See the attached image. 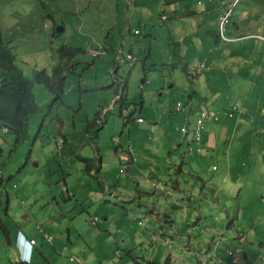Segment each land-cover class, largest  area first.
I'll list each match as a JSON object with an SVG mask.
<instances>
[{"label": "rangeland", "instance_id": "374dc122", "mask_svg": "<svg viewBox=\"0 0 264 264\" xmlns=\"http://www.w3.org/2000/svg\"><path fill=\"white\" fill-rule=\"evenodd\" d=\"M235 1L0 0V28L40 106L26 139L18 143L14 131L0 130V172L10 184L0 190V219L10 229L49 231L50 242L35 234L44 251L33 264H164L169 256L178 264H232L227 248L250 254L242 264H264V136L254 115L249 125L244 120L257 112L248 104L250 86L259 85L264 99V43L239 39L264 33V0L240 1L226 33L239 40L228 42L222 4L228 10ZM245 46L254 49L246 60ZM58 66L67 81L56 101L37 73L54 77ZM5 76L0 68V82ZM179 101L219 114L204 134L218 140L210 163L198 157L193 135L182 133L190 113H177ZM236 102L231 135L219 139L220 120ZM188 126L192 132L193 119ZM131 145L135 179L132 162L121 160ZM83 152L96 163L99 154L105 158L97 169L109 185L89 175ZM150 169L158 182L173 180L174 196L154 191ZM113 189L128 198L109 195ZM8 240L0 222V264H16Z\"/></svg>", "mask_w": 264, "mask_h": 264}, {"label": "trees", "instance_id": "16d2710c", "mask_svg": "<svg viewBox=\"0 0 264 264\" xmlns=\"http://www.w3.org/2000/svg\"><path fill=\"white\" fill-rule=\"evenodd\" d=\"M260 34L262 33L260 32L256 35ZM245 37H247V35H242L241 38ZM252 39H257L264 43V40H261L259 38ZM66 49H68L69 52L72 51V48ZM245 50H247L248 53H244V58L242 59L246 60V58L248 59L249 57H252L254 55V49L245 46ZM245 50L243 49V52ZM260 64L262 65L261 62ZM0 68H2L6 74L5 78L0 82V130L2 128H8L14 131L17 135V142L19 143L29 136L30 120L33 115L37 114L40 111V106L38 104L36 93L34 91L33 81L25 75L23 69L18 65L17 55L14 52V49L6 40L5 33L1 28ZM64 73L65 68H63V66L57 67L54 77H50L47 73H45V71L37 73V77L40 82L45 83L51 90V92L56 96V101L63 99V95L65 94L67 78ZM253 87V94H255L256 99H261L260 93L262 92V90L259 88V85L255 84ZM102 122V119H99L97 121L98 124ZM91 127H94V124H92ZM1 155L2 150L0 148V156ZM89 172L92 173L91 166H89ZM167 185H169V183ZM0 222L3 230L6 231L7 226L2 222L1 219ZM31 263L32 261L30 263L24 264ZM164 264H170L169 259ZM232 264L237 263L233 262L232 260Z\"/></svg>", "mask_w": 264, "mask_h": 264}, {"label": "crops", "instance_id": "0c3cea01", "mask_svg": "<svg viewBox=\"0 0 264 264\" xmlns=\"http://www.w3.org/2000/svg\"><path fill=\"white\" fill-rule=\"evenodd\" d=\"M44 9L45 10H48L49 8H48V6L47 5H45V7H44ZM48 15V14H47ZM42 16V15H41ZM56 21V20H55ZM46 23V25H49V21L48 20H46V21H44V24ZM60 24H64V21L63 20H58V21H56V25L57 26H61ZM64 30H65V27H64ZM233 39H235L234 37H233ZM235 41H238L237 39L235 40ZM234 41V42H235ZM97 49H99V48H97ZM96 50V48L95 49H93L92 50V53L94 52ZM99 50H101V49H99ZM133 55V54H132ZM255 77V76H254ZM238 87L236 86L235 88H234V90H235V92L236 91H238ZM250 89H252V93H251V96L249 97V99H250V102H248V104L250 103V104H252V105H250V106H253L254 108V111H256L257 110V112H251V114H249L248 115V118H245L244 120H245V124L246 125H249L248 124V122L250 121V115H255V116H258L257 114H259L260 112H261V114L258 116V118H253V122L255 123V128H257V129H255V130H257L256 131V133H257V135L258 136H264V125L262 124V123H264V108H262V107H259L260 106V104H263L262 102H263V100L262 101H260L261 99H259V100H257L256 99V97H255V94H253L254 93V87L253 86H250ZM256 99V100H255ZM237 103V102H236ZM260 103V104H259ZM235 104V103H234ZM238 105H240L239 103H237ZM258 104H259V106H258ZM263 106V105H262ZM196 107H198V106H196ZM258 107V108H257ZM264 107V106H263ZM242 108V107H241ZM260 108H262V109H260ZM244 109V108H243ZM228 110V109H227ZM227 110H225V111H227ZM245 110V109H244ZM246 111V110H245ZM260 111V112H259ZM253 113V114H252ZM255 113V114H254ZM240 117H241V115H240ZM240 117H238V118H240ZM228 119H230L227 115H225V113H224V115L222 116V118H221V123L223 124V126H221V128H220V131H221V134H220V138L219 139H221V138H223V137H225V136H229V135H231V132H230V128H229V126L231 127L232 126V123H230V121L228 120ZM226 121H228V122H226ZM235 123H237L236 121H235ZM251 127V126H250ZM207 131H208V128H207ZM249 131H251V130H249ZM207 136H205V138H206ZM65 138V137H64ZM66 139V138H65ZM67 140V139H66ZM206 141H207V143L209 142V147L207 146V147H205V150H204V148H203V150H202V148H199V147H197V149H198V151L197 152H199V151H201V154L200 155H198V157L200 158V157H203V159H202V161L203 160H205L206 162H208V163H210V161H212V160H210V159H212V155H211V153H209V151L212 149V148H214V146H216V143H217V137H216V135L214 134V133H212L210 136H208L207 138H206ZM205 140H204V142H206ZM68 142V140L65 142V143H67ZM64 143V144H65ZM63 148H64V146H63ZM62 148V149H63ZM199 154V153H198ZM83 158H81V160H82V162H83V164L84 165H86L87 163V165H89V166H91V170H92V173L91 172H89V175L90 176H92V177H94V174H96V175H99L101 178H102V180H103V182L104 183H109V181H108V177H105L97 168H101V169H103L104 168V162H105V158L103 157V156H101V154H99V161L96 163V162H94V160H93V158L92 159H90V158H87L88 156H85V153L83 152V155H81ZM194 156V155H193ZM122 157V156H121ZM122 160V159H121ZM197 159H195V161H196ZM93 161V162H92ZM132 162V168L130 169V177H132L133 179H135V174L136 173H138V171H139V167H138V165H137V150H136V148H135V153H134V157H133V161H131ZM130 162V163H131ZM100 165V166H99ZM185 167H186V164H184L183 166H182V168H181V172L183 173V171L185 170ZM195 168L196 167H199L198 166V164H197V162H196V164H195V166H194ZM151 168L152 169H154V166L153 165H151ZM215 168V167H214ZM152 169H150V173H149V177L147 178L146 177V179H147V181L149 180V179H151V180H157V179H155L156 177H160V175L158 174V173H156L154 170H152ZM89 170V169H88ZM215 170V169H214ZM200 171V170H199ZM154 177V179H152ZM199 180H201L200 178H198ZM3 180L4 181H6V179H5V175H3ZM158 180H160V179H158ZM168 182H170L169 184L171 185V183L173 184V180H172V182L171 181H168ZM107 183V184H108ZM149 183H150V181H149ZM110 184V183H109ZM108 184V185H109ZM120 185H121V187H122V185H123V183H121L120 182ZM5 188L4 189H6L8 192H9V186H10V184H9V186L8 185H6V183H5ZM14 186V189H19L20 188V186L18 185V184H14L13 185ZM177 187V186H176ZM154 188V187H153ZM3 189V190H4ZM2 190V191H3ZM111 190V189H110ZM104 191H105V189H104ZM154 191L155 192H157L156 191V189L154 188ZM23 195H24V193L23 192H21ZM8 195H9V201H10V203H12V201H11V197H10V193H8ZM109 195H115V196H117V197H119L120 198V200H122V201H125L128 197H126V196H124L123 195V193H120L119 191H117L116 189H113L112 190V192L109 194ZM142 196V195H141ZM183 198H186V196L184 195L183 196ZM118 208V207H117ZM105 221H106V224L108 225L109 224V222H108V218H106L105 219ZM118 222H120V221H118ZM120 224H121V222H120ZM93 225H95V224H93ZM98 225V224H97ZM127 226V224H124V227H126ZM174 226H176V225H174ZM9 228V229H8ZM39 229V228H38ZM44 229V228H43ZM38 230H35V229H33L31 226H29V225H26V226H24V225H18V228H15V229H10V227H7V229H6V231H5V234L7 235V237H8V242H9V245L11 246V249H12V254H13V256H12V260H13V262H16V264H24L21 260H20V255L18 254V252H17V249H16V247H15V242H16V240H17V238L18 237H20L21 235H24V236H26V238L27 239H35L36 240V244L33 246V252H32V263L31 264H33L34 262H35V260L37 259V257L38 256H36V253L37 254H43V251H44V242H40V240H39V238L35 235V234H37V233H41L42 234V238H45V236H44V233L39 229V231L40 232H37ZM45 232H47V233H49V231H47V230H44ZM120 232V231H119ZM120 233H122V232H120ZM207 233L208 234H210L211 235V237L214 235V234H216L215 233V230L214 229H207ZM50 234V233H49ZM51 235V234H50ZM189 237H190V235H188ZM52 239V238H51ZM240 239H241V237H240ZM45 240L46 241H48V242H50L51 240H47V238H45ZM126 241H128V240H126ZM211 241H212V239H211ZM210 241V242H211ZM210 251H211V249H209ZM130 255H131V252H130ZM198 257L199 258H202L203 257V255H199L198 254ZM250 254L249 253H247V252H245L244 253V259H245V261H246V263H248L249 262V260H250ZM138 259H142V258H138ZM168 259H169V261H170V264H178V263H176V262H174L173 260H172V258H171V256H169L168 257ZM167 259V260H168ZM166 260V261H167ZM49 262V261H48ZM149 264H153V263H151V262H149Z\"/></svg>", "mask_w": 264, "mask_h": 264}, {"label": "built area", "instance_id": "2783aa9c", "mask_svg": "<svg viewBox=\"0 0 264 264\" xmlns=\"http://www.w3.org/2000/svg\"><path fill=\"white\" fill-rule=\"evenodd\" d=\"M237 6V1L236 3L233 5L232 8L226 10L224 7V3L222 4V8L224 10V15L222 16V21H221V35L222 37L227 40V41H231V39H229L226 36L227 33V28L228 25L231 23V18L233 16L234 13V9ZM139 33V32H137ZM95 55H101L103 53V51L101 50H95L93 52ZM128 59L130 61H134L135 58L133 55H129ZM125 59L123 58V61ZM123 93H125V90L123 91ZM124 95H122V97H120V99L123 100ZM119 99V100H120ZM239 111V108L237 106H234L232 109H229L228 111H226V114L228 116H234L235 113H237ZM184 112H189L190 115L189 117H187L186 122L187 124H185L182 127V133L186 136H191L193 135V140L194 142L197 144V146L199 148H202V144L204 143V134L206 132L207 126L212 123L213 121H218L219 120V114L217 112L211 111L208 112L204 109H199L193 105H187L185 102L183 101H179L177 103V113H184ZM194 122V130L191 132L189 129L188 124L192 121ZM139 122H144V120L141 118L139 119ZM156 132V127L154 126L152 128V133ZM63 143H65V139L61 138V144L60 147H62ZM134 153H135V148L131 145L129 147L128 152H125V154L122 155V160L123 161H131L133 160L134 157ZM195 154V150L191 149L190 151V155H194ZM217 169V168H215ZM3 172H0V190H3L5 188V183L3 180ZM150 183L153 185V187L156 189L157 193H162V195L171 198L173 196V190L164 182L161 181H155V180H151L149 179ZM92 223L93 224H97L98 223V218L92 219ZM39 229L44 233L45 238H47V240H51V235L47 232H45L43 230L42 226H39ZM28 244L29 245H35L36 244V240L35 239H31L28 240ZM148 244L149 241H148ZM226 252L229 254V256L232 257L233 262L235 263H242V249L241 248H227Z\"/></svg>", "mask_w": 264, "mask_h": 264}, {"label": "clouds", "instance_id": "9594fccd", "mask_svg": "<svg viewBox=\"0 0 264 264\" xmlns=\"http://www.w3.org/2000/svg\"><path fill=\"white\" fill-rule=\"evenodd\" d=\"M237 1V6L239 5V3H240V1L241 0H236ZM236 1L233 3V5L236 3ZM236 6V7H237ZM137 32H139L140 33V31L139 30H137L136 31V33ZM262 34H260V35H255V36H247V37H245V38H239V39H243V40H245V39H252V38H259V39H261V40H264V34H263V32L262 31H260ZM138 33V34H139ZM229 38V37H228ZM229 39H231V41H228V42H234L236 39H233V38H229ZM239 39H237V40H239ZM227 41V40H226ZM97 50V49H96ZM99 50V49H98ZM132 55V54H131ZM131 62V61H130ZM123 99H126L125 98V96H124V98ZM184 102V101H183ZM186 103V102H185ZM187 104V103H186ZM187 105H189V104H187ZM234 106H237L238 108H239V105L237 104V103H235V104H233ZM196 107V106H195ZM197 108H199V109H202L201 107H197ZM243 109V108H242ZM229 110V109H228ZM227 110V111H228ZM215 112V111H214ZM225 115H227L226 114V111H225ZM240 115H243V112H241L240 113ZM228 116V115H227ZM253 118H258V116H255L254 115V117ZM210 125V124H209ZM208 125V126H209ZM207 126V127H208ZM6 129H8V128H6ZM9 130V129H8ZM206 131H207V129H206ZM206 133V132H205ZM62 138H64V137H62ZM65 139V138H64ZM204 140H205V137H204ZM204 144V143H203ZM63 146H64V143H63V145H62V147L61 148H63ZM4 174V173H3ZM4 183H5V181H4ZM166 184H168V183H166ZM170 188H171V186H170V184L168 185ZM172 189V188H171ZM173 190V189H172ZM173 196H174V194H173ZM98 224V223H97ZM96 224V225H97ZM28 240H31V239H27L26 238V236H24V235H21L20 237H18L17 238V240H16V242H15V247H16V249H17V252H18V254L20 255V260L23 262V263H30L31 261H32V252H33V246L34 245H29L28 244ZM242 260L243 261H245V259L243 258V254H242ZM242 261V262H243ZM245 263H246V261H245Z\"/></svg>", "mask_w": 264, "mask_h": 264}, {"label": "water", "instance_id": "95a60500", "mask_svg": "<svg viewBox=\"0 0 264 264\" xmlns=\"http://www.w3.org/2000/svg\"><path fill=\"white\" fill-rule=\"evenodd\" d=\"M63 28H64V26H59V28H58V31H62L63 30Z\"/></svg>", "mask_w": 264, "mask_h": 264}]
</instances>
